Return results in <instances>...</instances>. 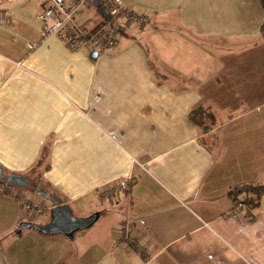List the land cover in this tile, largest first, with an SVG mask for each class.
Here are the masks:
<instances>
[{"label":"crops","instance_id":"1","mask_svg":"<svg viewBox=\"0 0 264 264\" xmlns=\"http://www.w3.org/2000/svg\"><path fill=\"white\" fill-rule=\"evenodd\" d=\"M47 2H0V168L42 184L76 217L100 216L72 241L16 236L26 217L10 196L21 188L8 187L0 264H264V196L253 209L243 203L253 194H231L264 186L259 1L119 0L147 21L114 19L118 42L98 55L42 36ZM98 5L85 0L76 24H103ZM198 108L210 125L190 121ZM126 177L127 198L99 192ZM40 199L34 223L46 224L52 205ZM126 214L143 254L115 246Z\"/></svg>","mask_w":264,"mask_h":264},{"label":"built area","instance_id":"2","mask_svg":"<svg viewBox=\"0 0 264 264\" xmlns=\"http://www.w3.org/2000/svg\"><path fill=\"white\" fill-rule=\"evenodd\" d=\"M13 0H0V2H10ZM85 0H48L44 5L41 14L38 16L43 31L42 36H55L70 51H86L94 54H101L104 50L116 45L120 37L118 26L105 23L93 31H87L78 26L75 22V12ZM103 10L112 18H120L123 26L144 25L147 18L143 14H138L124 8L119 0H99ZM6 19L4 12H0V22ZM134 184L132 177H126L118 181L115 185H103L100 193L103 197L127 198L131 186ZM8 186L0 183V194H6ZM9 194V193H8ZM18 202L23 209L26 222L34 223L46 212L41 205V199L35 197L32 200L30 193H21L19 190L11 192L10 195ZM244 206L241 203L235 204V209L240 210ZM113 240L116 247L130 249L132 251L144 253L142 238L135 228L133 220L126 214L120 225L113 231Z\"/></svg>","mask_w":264,"mask_h":264},{"label":"water","instance_id":"3","mask_svg":"<svg viewBox=\"0 0 264 264\" xmlns=\"http://www.w3.org/2000/svg\"><path fill=\"white\" fill-rule=\"evenodd\" d=\"M94 1L99 2V0ZM0 180L4 181L8 187H20L24 189L30 187L29 182L25 177L15 174L4 176L0 172ZM31 190L36 197L42 198L52 205L49 210V221L46 224L22 222L14 231L16 236H18L22 230H33L39 235H62L67 240L72 241L73 236L77 232L91 228L100 216V213L98 212L85 218L74 216L70 207L66 204H62V201L59 198H54L42 184L36 185L34 188H31Z\"/></svg>","mask_w":264,"mask_h":264},{"label":"trees","instance_id":"4","mask_svg":"<svg viewBox=\"0 0 264 264\" xmlns=\"http://www.w3.org/2000/svg\"><path fill=\"white\" fill-rule=\"evenodd\" d=\"M92 1V0H90ZM259 3H260V6L262 8V11H263V21H262V25H261V33L262 35H264V0H258ZM100 4V3H99ZM98 11L99 13L104 16V19H105V23H110L112 25H115L113 23V20L114 18L110 17L102 8L101 5H98ZM102 25V24H101ZM100 25V26H101ZM99 27V26H98ZM97 27V28H98ZM83 28V27H82ZM96 28V29H97ZM119 30H120V27H118ZM121 32V31H120ZM189 119L192 123H194L195 125H201V123L203 122L204 119L208 118L209 115L207 114V112H205L202 108H198V109H195L191 112H189ZM0 172L4 175V176H8L1 168H0ZM0 183H5L4 181L0 180ZM36 186V184H31L30 187L34 188ZM238 190H242L244 192H247V193H251L254 195V197L252 198H248L246 199L243 203H245L248 207L250 208H257L258 207V202H259V199L264 196V186H244L240 189H235L234 191H232V195L233 196H236L237 193H238Z\"/></svg>","mask_w":264,"mask_h":264},{"label":"rangeland","instance_id":"5","mask_svg":"<svg viewBox=\"0 0 264 264\" xmlns=\"http://www.w3.org/2000/svg\"><path fill=\"white\" fill-rule=\"evenodd\" d=\"M138 26H140V25H138ZM208 118H206V119H204L203 120V123H207L208 125H210L212 122H213V120H211L212 118L210 117V120H207ZM30 188H32V187H30ZM29 188V189H30ZM23 189V190H22ZM21 193H28L27 191H24V188H21V190L20 189H18ZM242 198H244V197H242ZM80 217V216H79ZM98 224H101V221H100V223H98ZM95 230V229H94ZM88 231V230H87ZM85 232V231H84ZM83 231L81 232V233H78V234H82V233H84ZM72 246H74V245H72Z\"/></svg>","mask_w":264,"mask_h":264},{"label":"flooded vegetation","instance_id":"6","mask_svg":"<svg viewBox=\"0 0 264 264\" xmlns=\"http://www.w3.org/2000/svg\"><path fill=\"white\" fill-rule=\"evenodd\" d=\"M29 188H30V187H29ZM29 188H28V189H29Z\"/></svg>","mask_w":264,"mask_h":264}]
</instances>
